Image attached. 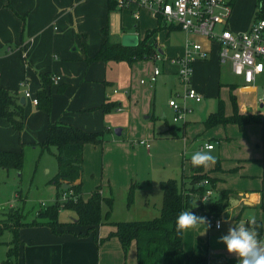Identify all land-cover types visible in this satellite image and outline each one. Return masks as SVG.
Segmentation results:
<instances>
[{
    "label": "crops",
    "instance_id": "crops-1",
    "mask_svg": "<svg viewBox=\"0 0 264 264\" xmlns=\"http://www.w3.org/2000/svg\"><path fill=\"white\" fill-rule=\"evenodd\" d=\"M250 1L249 5H245L246 1L238 0L233 9L230 27L235 32L248 30L255 19L256 0ZM107 5L108 0H0V86L18 92L22 98L26 91L37 95L42 88L40 73L60 78L46 88L52 102L50 113L26 100L25 126L21 133L0 118V151H23L24 155L29 151L35 157L39 154L41 158L44 150L40 144L46 140L50 123L63 122L87 132L107 129L111 141L99 147L109 144L107 146L122 148L124 152L121 155L111 149L101 161L99 148H96L98 146H85L81 177L82 197L85 200L98 186H101L103 195L113 197L115 191H128L134 184L138 174L127 146L137 135L149 137L152 131L154 133L155 125L143 124L139 120L143 115L148 120L152 117L158 119L157 113L163 114L155 107L156 91L160 87L161 90L168 89L171 95L176 92L179 65L175 61L185 55L188 42L200 43L207 52V58L195 60L192 66V86L201 94L202 100L192 101L198 105L196 114L190 119L199 120L197 124L204 121L200 119L217 111L214 109L219 100V108L224 102L225 115L232 116L235 107L233 98L240 114H259L264 111V101L260 102L264 95V73L248 85L242 77L234 74L230 61L220 60L219 44L201 35L186 33L177 26H167L148 9L118 5L115 10L108 12ZM136 13H139V17H136ZM105 28L113 43H122L123 36L127 34L138 35L141 41L147 31L157 29L158 32L150 38L149 43L155 45L156 52L164 57L163 60L145 59L146 62L135 61L132 64L127 61L88 63L87 58L93 57L105 41ZM182 33L185 36L181 39L179 35ZM156 67L161 69V74L155 83H151L150 77ZM61 86L62 92L59 91ZM107 101L118 102L121 106L105 114L99 107ZM188 120L184 127V138L187 137L186 131L196 126L190 127L194 122ZM224 127L222 139L233 141L227 148L245 146L246 152L236 156L237 159L232 162L220 156L216 158L212 169L205 167L204 173L215 181L212 186L209 183L214 190L213 199H220L226 191L228 206L218 216L221 221L219 229L210 224H201L183 232V249L191 256L208 258L204 263L183 257L181 264H237V256L228 253L226 245H213V239L209 240L211 233L214 232L217 234L215 237L219 238L227 233L224 222L235 225L246 223L249 214H254L256 220L264 224V212L259 208L264 180L262 185H256L252 190L237 192L228 187L229 175L239 170L252 174L247 177H254V174L264 177L262 126L252 124L241 129L228 124ZM115 130L119 133L115 134ZM165 131H160L162 137L174 139L180 134V130L172 127L168 133L164 134ZM125 133L127 137L123 139ZM205 144L213 145L208 140L200 144L199 151H206L203 149ZM221 145L219 141L218 146L213 145L212 151ZM105 171L119 172L117 180H112ZM163 177L167 176L164 174ZM188 178L182 180L185 188H189ZM159 191L161 197L158 201L160 198L162 201L160 188ZM20 192V189L16 191L19 197ZM161 207L162 203L160 211ZM14 208L20 207L16 205ZM194 214L204 217L201 211ZM112 231V226L100 225L93 233L87 234L86 227L72 226L67 228V232L58 235L48 226L24 227L20 230L22 244L18 264H137L134 243L126 255L116 237L102 241ZM5 248L7 253L8 245Z\"/></svg>",
    "mask_w": 264,
    "mask_h": 264
},
{
    "label": "trees",
    "instance_id": "trees-1",
    "mask_svg": "<svg viewBox=\"0 0 264 264\" xmlns=\"http://www.w3.org/2000/svg\"><path fill=\"white\" fill-rule=\"evenodd\" d=\"M128 1V0H126ZM238 0L233 1V9ZM119 0H108V12L115 10ZM264 18V0H256L255 19ZM105 41L98 52L88 63L95 61H127L132 64L135 61L154 59L156 49L150 44V38L157 29L147 31L145 37L135 48L124 47L121 43H113L110 40L108 30L105 28ZM42 88L38 90V108L46 113L51 112L52 102L46 88L54 82L49 73H40ZM62 92V86L59 88ZM234 101V114L226 116L223 106L216 112L210 114L205 125L214 127L217 125L234 124L243 129L247 125L260 124L262 126V146L264 148V111L259 114H240ZM118 102H105L99 107L105 114L119 109ZM264 110V109H263ZM0 118L5 119L13 130L21 133L25 126V105L21 104V97L18 92L10 91L0 86ZM177 134V132H176ZM177 136V135H175ZM109 139L107 129L100 132H87L74 125L63 122L50 123L47 128L46 140L40 144L45 151L53 152L57 161V173L51 182L57 189V198L51 205L39 209L33 220H27V216L20 208H11L3 213L0 218V244L1 237L5 230L12 233V240L8 243L6 259L3 264H18V256L22 241L20 230L24 227L48 226L54 234L67 232L68 227H86L87 234L95 231L97 226L109 225L114 228L108 237L102 241L116 237L127 255L129 248L134 243L136 246L137 264H181L182 258L202 262V258L196 256H185L183 249V233L178 234L175 228V221L178 214L184 210L192 212L202 209L204 206L198 197L203 195L206 188L200 186L204 180L214 185L215 181L204 173L203 166L194 167L191 163V175L189 176V188L184 187V182L176 180H165L161 182L163 194L162 207L159 216L151 220L140 221H114L112 213L114 209V198L103 195L101 186L91 193L85 200L82 197V181L84 148L86 145H103ZM25 161L23 151L11 152L0 151V168L6 170L21 171ZM191 162V160H190ZM68 185L64 189V185ZM133 184L129 189V204L132 201L134 192ZM261 201L259 208L264 212V189L260 191ZM67 195V199L61 201V196ZM228 193L224 191L218 200H214L209 206V211L218 217L227 209L226 198ZM106 206V210H103ZM61 210H70L76 217L69 222L59 220ZM259 238L264 236V228L260 221H257L256 228ZM82 235V234H79ZM78 235V236H79Z\"/></svg>",
    "mask_w": 264,
    "mask_h": 264
},
{
    "label": "rangeland",
    "instance_id": "rangeland-1",
    "mask_svg": "<svg viewBox=\"0 0 264 264\" xmlns=\"http://www.w3.org/2000/svg\"><path fill=\"white\" fill-rule=\"evenodd\" d=\"M244 1H246L245 5H249L251 2L250 0ZM232 17L233 14L231 16L230 23ZM159 33L157 34L159 35ZM183 36H185L183 33L179 35L181 39ZM139 62H146V60H140ZM143 66L145 67L146 63H144ZM175 77L178 79L177 75ZM162 78L160 79V82L162 81ZM178 81L177 90L172 95L168 92V89L161 90L159 87L156 91L155 107L158 111H162L161 113H163L166 117L163 118V114L157 113L158 115H156V117H159L158 119H154L152 117L151 119L146 120L145 115H143L144 117L142 116L139 120V122L143 124L155 125L156 129L154 133L152 131V135L149 137H142V135L133 137L128 144L129 146H127L130 150L128 153H130L133 158L132 163L136 165V173L138 175L133 181L136 186H134V192L130 204V188L125 192L117 193L118 191H115L113 194L114 209L112 213V220L140 221L151 220L159 216L160 203H162L161 198L160 201H158L159 197H161V192L159 191V188L161 190V182L163 180L172 179L180 183L183 179L188 178L191 174V157L195 152L199 151L201 143H205L209 140L213 145L218 146V142L221 141V147H217L215 151H212V155H214L215 158H219L221 156L228 162L236 160V156H241L244 152H246L245 146L238 147L236 149L227 148V145L233 141L222 139V136L225 133L224 125L220 124L214 127H207L205 122L208 116L205 119H200L204 121L199 124H197L199 120L196 121L194 119H190L196 114V106L198 104L192 102L193 100L186 99L185 86L179 79ZM159 85L160 84L158 83V86ZM171 100L178 106L187 110V112H185L184 119L180 120L178 123L174 122L175 113L170 106ZM219 102L220 100L214 109L215 111L219 109ZM222 105H224L225 112V103L222 102ZM188 119L190 122H194L190 124V127L192 125L196 126H192L190 130H187L186 133L188 138H184V127L187 125L186 123ZM170 127L180 130L179 137L173 139L170 137L166 138L165 136L162 137V135H160V133L164 130H166L164 134L168 133ZM226 130L230 133L228 127ZM237 132H239L238 129ZM114 133L117 134L116 130ZM126 137L127 134L125 133L122 138L126 139ZM109 141H111V137H109L106 142L109 143ZM141 141H143L144 144H142ZM107 145L109 144H105L103 148L99 147V145L96 147L99 148L101 161H104L107 151H110L111 149L114 153H120L121 155L124 152V149L122 148H116L115 146L110 147ZM147 145H149V148ZM51 151L52 152L44 151L41 158L39 157V154L35 157L29 151H26L24 165L20 172L13 169L6 170L0 168V218L3 217L4 212L10 209L8 208L10 203L20 207V209H22L26 214L27 220L30 221L35 218L37 210L45 208V206H42V203L47 206L55 202L54 199L56 198V189L51 180L57 172V161L53 154L55 150L52 149ZM213 166V164H210L208 168L212 169ZM44 167H46V169ZM105 172L107 175H111L112 180H117L119 174L118 171V173L109 171ZM164 174L167 177H163ZM251 175L252 174H249L245 170H239L232 173L229 175L228 187L231 190L238 192L241 190H252L255 188L254 186H260V184L262 185L261 182L264 180V177L256 174H254V177H247ZM89 176L91 177L92 173H90ZM140 186L142 187L139 188ZM18 189L21 191L20 197L18 196V193H16ZM61 197L63 198V196ZM62 198L61 201H64ZM147 205L150 207H147ZM104 210H106V206ZM75 217V213L70 210H61L59 214V220L62 222H69ZM230 225L232 226L235 224L224 222V228L226 230H228ZM215 235L217 234L212 232L209 240L213 239L212 243L214 246L215 244L221 245L222 243H218V238H216ZM1 240L3 243L0 244V264H3L6 259L5 247H7L8 243L12 240V233L9 230H5ZM184 250L186 252L185 256H191L185 248ZM207 258L208 257H203L202 262L205 263ZM184 259L187 260L185 257Z\"/></svg>",
    "mask_w": 264,
    "mask_h": 264
},
{
    "label": "built area",
    "instance_id": "built-area-1",
    "mask_svg": "<svg viewBox=\"0 0 264 264\" xmlns=\"http://www.w3.org/2000/svg\"><path fill=\"white\" fill-rule=\"evenodd\" d=\"M233 1L234 0H119V6L129 7L135 5L138 8L148 9L154 16L159 17L167 26H177L186 33L201 35L219 44L220 60L222 62L230 61L234 74L242 77L244 82L250 85L255 82L258 76L264 73V18L254 19L250 28L246 31L235 32L230 27V19L233 14ZM135 15L139 17V13ZM163 58L164 57L157 52L154 60L161 61ZM205 58H207V52L200 43L188 42L185 55L175 61L179 65V80L186 89V99L195 102H200L202 100L201 94L192 86V66L195 60ZM160 74L161 69L156 67L153 75L150 77L151 83H155L157 76ZM59 79L58 76L52 77L54 82ZM144 82L145 81H142V83ZM115 93H117L116 90ZM24 97L33 105H38V98L30 91H26ZM263 101L264 95L262 99H260V102L263 103ZM170 106L175 113L174 122L178 123L180 120H183L187 110L178 106L172 100L170 101ZM147 147L149 148V145H147ZM203 149L205 148L203 147ZM199 185L204 186L206 190L203 195L198 197L199 201L204 206L198 211H201V214L207 218L211 226L217 228V223L219 222L221 225V221L218 217L211 214L208 208L214 201V190L207 180H204ZM66 199L67 195H63L62 200ZM42 206L44 207L46 205L42 203ZM9 207L11 209L15 206L13 203H10Z\"/></svg>",
    "mask_w": 264,
    "mask_h": 264
},
{
    "label": "clouds",
    "instance_id": "clouds-1",
    "mask_svg": "<svg viewBox=\"0 0 264 264\" xmlns=\"http://www.w3.org/2000/svg\"><path fill=\"white\" fill-rule=\"evenodd\" d=\"M204 148L207 150L197 151L192 155L191 163L194 167H208L216 163V158L212 155L213 146L205 144ZM201 224L209 225L206 217L197 216L191 210H184L178 214L175 228L180 234ZM220 226L218 222L217 228ZM256 228V217L249 214L246 223L230 226L227 233L218 238V243L226 245L227 252L237 256V264H264V239L259 238Z\"/></svg>",
    "mask_w": 264,
    "mask_h": 264
},
{
    "label": "water",
    "instance_id": "water-1",
    "mask_svg": "<svg viewBox=\"0 0 264 264\" xmlns=\"http://www.w3.org/2000/svg\"><path fill=\"white\" fill-rule=\"evenodd\" d=\"M139 43H140V40H139L138 35L127 34V35L123 36L121 44L127 48H135L139 45ZM26 103H27V101H26L25 97H22L21 98V104L25 105ZM117 132L119 133V131H116V133ZM63 188L67 189L68 185L65 184Z\"/></svg>",
    "mask_w": 264,
    "mask_h": 264
}]
</instances>
